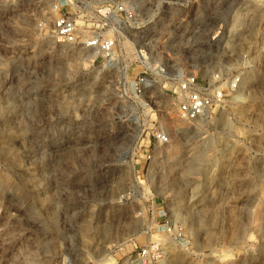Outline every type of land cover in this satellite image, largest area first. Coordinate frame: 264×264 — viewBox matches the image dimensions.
<instances>
[{"label":"rangeland","instance_id":"obj_1","mask_svg":"<svg viewBox=\"0 0 264 264\" xmlns=\"http://www.w3.org/2000/svg\"><path fill=\"white\" fill-rule=\"evenodd\" d=\"M85 1L78 26L115 37L111 59L55 43L52 0H0V264H130L149 241L163 264H264V0ZM118 4L135 19L102 26ZM179 73L241 84L187 123Z\"/></svg>","mask_w":264,"mask_h":264},{"label":"built area","instance_id":"obj_2","mask_svg":"<svg viewBox=\"0 0 264 264\" xmlns=\"http://www.w3.org/2000/svg\"><path fill=\"white\" fill-rule=\"evenodd\" d=\"M52 7L56 13L51 38L59 45L79 46L86 50L97 52L102 58L111 59L117 47V39L100 35H91L82 31L76 21L75 8L78 3L90 6L85 0H52ZM103 7V5L101 6ZM99 12V21L102 26H119L121 18L126 20L135 19L133 11L122 5H109L103 7ZM141 74L135 82V95L141 97L153 85L156 76L148 71ZM149 72V73H148ZM163 72V70H162ZM173 80L177 85L175 97L176 116L179 120L187 123L197 122L206 118L214 108H219L230 93L239 90L241 78L239 76L225 77L215 76L213 81L199 80L194 75L177 74ZM152 152L157 146H165L170 143V135L162 129H154L151 132ZM148 152L146 162L152 163L154 155ZM161 214V213H160ZM165 216V215H164ZM163 217V216H160ZM166 217V216H165ZM149 230V229H148ZM156 230L171 238V240L182 248H188L184 229L172 225L168 218L164 223H159ZM168 258V251L161 242L149 241L143 247L138 248L128 256L130 264H163Z\"/></svg>","mask_w":264,"mask_h":264},{"label":"bare ground","instance_id":"obj_3","mask_svg":"<svg viewBox=\"0 0 264 264\" xmlns=\"http://www.w3.org/2000/svg\"><path fill=\"white\" fill-rule=\"evenodd\" d=\"M143 53V52H142Z\"/></svg>","mask_w":264,"mask_h":264}]
</instances>
